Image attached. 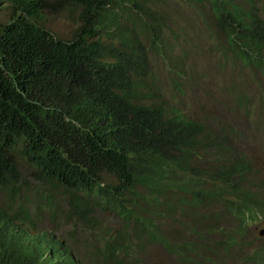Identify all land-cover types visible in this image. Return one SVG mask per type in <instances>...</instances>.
I'll return each instance as SVG.
<instances>
[{
    "label": "trees",
    "instance_id": "16d2710c",
    "mask_svg": "<svg viewBox=\"0 0 264 264\" xmlns=\"http://www.w3.org/2000/svg\"><path fill=\"white\" fill-rule=\"evenodd\" d=\"M261 223L264 0H0V264H264Z\"/></svg>",
    "mask_w": 264,
    "mask_h": 264
},
{
    "label": "rangeland",
    "instance_id": "374dc122",
    "mask_svg": "<svg viewBox=\"0 0 264 264\" xmlns=\"http://www.w3.org/2000/svg\"><path fill=\"white\" fill-rule=\"evenodd\" d=\"M47 18H48V25H50V27H60L62 29H64V33L66 34H70L71 33V25L66 22L64 19L62 18H58L56 17L55 15L53 14H47ZM196 41V40H195ZM203 49H205V46L203 47ZM216 56L215 55H200V56H191L190 57V61L192 64H195V65H202V64H207V63H210L209 61H213L215 60ZM227 70V69H225ZM227 74L229 75L230 74V71L227 72ZM239 83V82H238ZM199 85V84H198ZM213 90H214V97H217L218 99H220L221 97V94L222 92H225V91H220L221 88L220 86L219 87H213ZM197 96H194L192 99L194 100V98H196ZM223 101H226L227 104H230L231 101L229 99H226V98H221ZM232 104V103H231ZM239 119L241 121H243V117L238 115ZM45 225L44 227L46 228H49L50 230H55L56 226L54 223L53 224H50L48 222V220H45ZM257 229L260 228V227H264V224H257ZM56 233L63 237L66 242L70 243V236L73 235V237L79 241V246H77V249L78 250H85V247H84V239L86 238V234H87V230H84V229H81L79 227L77 228H74L73 224L71 221H69L67 224L61 226L59 229L56 230Z\"/></svg>",
    "mask_w": 264,
    "mask_h": 264
},
{
    "label": "clouds",
    "instance_id": "9594fccd",
    "mask_svg": "<svg viewBox=\"0 0 264 264\" xmlns=\"http://www.w3.org/2000/svg\"><path fill=\"white\" fill-rule=\"evenodd\" d=\"M261 228H264V227H260V228H258V229H257V234H258L259 229H261ZM258 236H259V235H258ZM263 236H264V235H263ZM263 236H259V237H263ZM68 260L71 261V262H74V257H73V255H72L71 253H69Z\"/></svg>",
    "mask_w": 264,
    "mask_h": 264
},
{
    "label": "water",
    "instance_id": "95a60500",
    "mask_svg": "<svg viewBox=\"0 0 264 264\" xmlns=\"http://www.w3.org/2000/svg\"><path fill=\"white\" fill-rule=\"evenodd\" d=\"M258 235L259 236H263L264 235V228L259 229Z\"/></svg>",
    "mask_w": 264,
    "mask_h": 264
}]
</instances>
